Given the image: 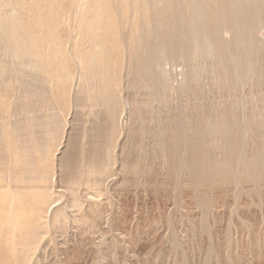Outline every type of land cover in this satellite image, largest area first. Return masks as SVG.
I'll return each instance as SVG.
<instances>
[{"label":"rangeland","instance_id":"obj_1","mask_svg":"<svg viewBox=\"0 0 264 264\" xmlns=\"http://www.w3.org/2000/svg\"><path fill=\"white\" fill-rule=\"evenodd\" d=\"M17 1L0 6V264H264V0Z\"/></svg>","mask_w":264,"mask_h":264},{"label":"bare ground","instance_id":"obj_2","mask_svg":"<svg viewBox=\"0 0 264 264\" xmlns=\"http://www.w3.org/2000/svg\"><path fill=\"white\" fill-rule=\"evenodd\" d=\"M7 1H8V0H7ZM12 1H13V0H12ZM15 1H17V0H15ZM20 1H22V0H19V2H20ZM33 1H34V0H33ZM40 1H41V0H40ZM85 1L88 2V0H85ZM85 1H84V2H85ZM91 1H92V2H95L94 5L92 4L93 7H94V8H95V7L98 8L99 5H98V6L96 5V2H97V1H95V0H94V1H93V0H90L89 3H91ZM100 1H101V0H100ZM100 1H99V2H100ZM102 1H103V0H102ZM123 1H124V0H123ZM126 1H128V3H129V0H125V2H126ZM131 1H132V0H131ZM134 1L137 2V0H134ZM134 1H133V2H134ZM157 1H158V0H157ZM163 1H164V0H163ZM163 1H162V4L167 3L166 1H165V2H163ZM169 1H170V0H169ZM193 1H194V0H193ZM240 1H241V0H240ZM17 2H18V1H17ZM22 2H24V1H22ZM22 2H21V3H22ZM25 2H26V1H25ZM25 2L22 3V4H26V3H27V2H26V3H25ZM37 2H38V1H37ZM82 2H83V1H82ZM99 2H97V4H98ZM106 2H108V0H106ZM110 2H111V1H110ZM110 2H108V3H110ZM140 2H141V1H140ZM144 2H146V5L149 6V4H147L148 1H145V0H144ZM159 2H161V1H159ZM182 2H183V1H182ZM182 2H181V3H182ZM203 2H204V1H203ZM15 3H16V2H15ZM28 3L30 4L31 2H29V0H28ZM28 3L26 4V7H28ZM39 3H40V2H39ZM89 3H88V4H89ZM117 3H118V1H117L116 3H114V4H117ZM122 3H124V2H122ZM122 3H121V5H122ZM142 3H143V2H142ZM152 3H153L152 5H154L156 2L154 3L153 0H152ZM169 3H170V2H169ZM169 3H167V4H169ZM175 3H176V2H175ZM17 4H18L17 6L20 5L19 3H17ZM22 4H21V5H22ZM33 4H35V3H33ZM51 4H52V3H51ZM82 4H84V3H82ZM82 4H81V5H82ZM88 4L86 3V9H87V7H90V6H91V4H89L90 6H87ZM105 4H107V3H105ZM110 4H111V3H110ZM119 4H120V2H119ZM136 4H137V3H136ZM136 4H133V5H136ZM139 4H140V3H139ZM150 4H151V3H150ZM157 4H158V2H157ZM222 4H223V3H222ZM4 5H5V4H4ZM81 5H80V6H81ZM84 5H85V4H84ZM95 5H96V6H95ZM103 5H104V4H103ZM130 5L132 6V2H131ZM143 5L145 6V4H143ZM159 5H161V4H159ZM165 5H166V4H165ZM170 5H172V3H171ZM0 6H1V0H0ZM123 6H124V5H123ZM131 6H130V7H131ZM140 6L142 7V4H141ZM148 6H147V7H148ZM189 6H190V5H189ZM2 7H3V6H2ZM5 7H6V6H5ZM22 7H23V5H22ZM26 7H25V8H26ZM51 7H52V6H51ZM93 7H92V8H93ZM108 7H109V6H108ZM108 7H107V8H108ZM125 7H126V6H125ZM127 7H128V5H127ZM133 7H134V6H133ZM141 7H140V9H141ZM151 7H152V6H151ZM151 7H149V9H150ZM162 7H164V6H162ZM166 7H167V6H166ZM239 7H240V6H239ZM7 8H8V7H7ZM7 8H5V9H7ZM15 8H17V7H15ZM18 8H19V7H18ZM83 8H84V7H83ZM97 8H95V11H96ZM138 8H139V6H138ZM138 8H137V11H138ZM160 8H161V6H160ZM164 8H165V7H164ZM164 8H163V10H164ZM211 8H212V7H211ZM1 9H2V8H1ZM8 9H9V8H8ZM23 9H24V8H23ZM23 9H22V10H23ZM51 9H52V8H51ZM88 9H89V8H88ZM99 9H100V8H99ZM111 9H112V8H111ZM127 9H128V8H127ZM127 9H126V10H127ZM134 9H135V8H134ZM134 9H132V10L130 9V10H131V13H126V14H133L132 11H133ZM167 9H168V7H167ZM170 9H171V8H170ZM11 10H13V9H11ZM27 10H28V9H27ZM83 10H84V9H83ZM83 10L81 9L80 11H82V13L84 14V12H85V13H86V12H90L89 10H91V8H90L89 10H87V11L84 10V12H83ZM93 10H94V9H93ZM130 10L128 9L129 12H130ZM151 10H152V9H151ZM160 10H162V9H160ZM168 10H169V9H168ZM13 11H14V10H13ZM35 11H36V10H35ZM56 11H57V10H56ZM97 11H99V10H97ZM110 11H111V10H110ZM128 11H127V12H128ZM137 11H136V12H137ZM149 11H150V10H149ZM155 11H156V10H155ZM174 11H176V9H175ZM185 11H186V10H185ZM1 12H2V11H1ZM3 12H4V10H3ZM3 12H2V13H3ZM25 12H26V9H25ZM53 12H55V11H53ZM92 12H94V11H92ZM136 12H135V10H134V13H136ZM143 12H144V8H143ZM232 12H233V11H232ZM6 13H7V12H6ZM8 13H9V11H8ZM55 13H57V12H55ZM55 13H53V15H54ZM80 13H81V12H80ZM104 13H105V12H104ZM137 13H138V12H137ZM139 13H140V12H139ZM141 13H142V11H141ZM156 13H157V12H156ZM177 13L179 14V12H177ZM9 14H10V13H9ZM18 14L20 15V9H19V13H18ZM83 14H82V15H83ZM89 14H90V13L86 14V16L84 15V18H86ZM93 14H94V13H92V15H93ZM97 14H98V12H97ZM97 14H96L95 16H93L94 18L96 17V19H97V17H98ZM99 14H103V13H99ZM142 14L144 15V13H142ZM151 14H152V12H151ZM151 14H148L149 18H151V17H150ZM262 14H263V13H262ZM0 15H1V14H0ZM11 15H12V12H11ZM22 15H24V14L22 13ZM90 15H91V14H90ZM92 15H91V16H92ZM137 15H139V14H137ZM143 15H142V16H143ZM223 15H224V14H223ZM29 16H30V15H29ZM134 16H135V15H134ZM161 16H162V14H161ZM163 16H164V15H163ZM177 16H178V15H177ZM11 17H12V16H11ZM55 17H56V15L53 16V18H55ZM80 17H81V16H80ZM82 17H83V16H82ZM152 17H153V16H152ZM178 17H179V16H178ZM20 18H22L21 15H20ZM23 18H24V17H23ZM53 18H52V19H53ZM84 18H83V19H84ZM91 18H92V17H91ZM91 18L88 17V18H87L88 21H86V19H85V21H86V22H90V21L93 19V18H92V19H91ZM143 18H144V20H146V19L148 20V19H149V18H146V14H145L144 17H142V19H143ZM145 18H146V19H145ZM11 19H12V18H11ZM44 19H45V18H44ZM83 19H82V20H83ZM89 19H90V20H89ZM151 19H152V18H151ZM161 19L163 20V18H161ZM192 19H193V18H192ZM257 19H258V18H257ZM12 20H14V18H13ZM21 20H22V19H21ZM21 20H19V21H21ZM82 20H81V21H82ZM138 20H139V17H138ZM144 20H143V21H144ZM152 20H153V19H152ZM152 20H151V21H152ZM154 20H156V19H154ZM167 20H168V19H167ZM175 20H176V19H175ZM194 20H195V19H194ZM236 20H237V19H236ZM260 20H261V19H260ZM0 21H1V19H0ZM10 21H11V20H10ZM10 21H9V22H10ZM22 21H23V20H22ZM52 21H53V20H52ZM81 21H79V22L81 23ZM85 21H84V22H85ZM93 21H94V20H93ZM93 21H92V22H93ZM95 21H96V20H95ZM139 21H140V20H139ZM149 21H150V20H149ZM157 21L159 22L158 19H157ZM243 21H244V20H243ZM251 21H252V20H251ZM23 22H24V21H23ZM84 22H83V23H84ZM97 22H98V21H97ZM97 22H96V23H97ZM134 22H135V21H134ZM136 22L138 23L137 20H136ZM144 22H145V21H144ZM214 22H215V21H214ZM223 22H224V21H223ZM259 22H260V21H259ZM261 22H262V21H261ZM53 23H57V22L54 21ZM137 23L135 24L136 26H137ZM145 23H146V22H145ZM145 23H144V24H145ZM152 23H153V22H152ZM155 23H157V22H155ZM159 23H160V22H159ZM9 24H11V22H10ZM84 24H85V23H84ZM97 24H98V23H97ZM140 24H141V23H140ZM140 24H139V25H140ZM150 24H151V23H150ZM175 24H176V22H175ZM219 24H220V23H219ZM263 24H264V23H263ZM135 25H134V26H135ZM142 25H143V22H142ZM151 25H152V24H151ZM151 25H150V27H152ZM258 25H259V24H258ZM2 26H3V25H2ZM13 26H14V24H13ZM23 26H24V24H23ZM25 26H26V25H25ZM25 26H24V27H25ZM53 26H54V25H53ZM82 26H83V25H82ZM100 26H101V25H100ZM164 26H165V25H164ZM193 26H194V25H193ZM24 27H22V29H23ZM47 27H48V26H47ZM54 27H55V26H54ZM84 27H85V26H84ZM87 27H88V26H87ZM87 27H86V28H87ZM93 27H94V26H93ZM150 27H149V29H150ZM155 27H160V26H155ZM213 27H214V26H213ZM219 27H220V26H219ZM260 27H261V26H260ZM263 27H264V26H263ZM30 28H31V27H30ZM96 28L98 29V27H94V29H96ZM134 28H135V27H134ZM134 28H133V30H134ZM136 28H137V27H136ZM191 28H193V27L191 26ZM22 29H20L21 32H22ZM24 29H25V28H24ZM46 29H47V28H46ZM46 29H44L43 31H45ZM87 29H88V28H87ZM137 29H140V28H137ZM158 29H159V28H158ZM202 29H203V27H202ZM221 29H222V28H221ZM235 29H236V28H235ZM237 29H238V28H237ZM253 29H255V28H253ZM256 29H258V28H256ZM261 29H262V28H261ZM14 30H15V28H14ZM57 30H58V29H57ZM195 30H196V29H195ZM0 31H1V30H0ZM10 31H11V30H10ZM15 31H16V30H15ZM15 31H14V32H15ZM27 31H28V30H27ZM27 31H26V32H27ZM94 31H95V30H94ZM142 31H143V30H142ZM146 31H148V30H146ZM146 31H145V32H146ZM152 31H153V29H152ZM175 31H176V30H175ZM183 31H184V30H183ZM191 31H192V30H191ZM202 31H204V30H202ZM217 31H218V30H217ZM222 31H223V30H222ZM249 31H250V29H249ZM255 31H256V30H255ZM16 32H18V30H17ZM24 32H25V31H24ZM24 32H22V33H24ZM52 32H53V31H52ZM56 32H57V31L55 30L54 33H56ZM86 32H87V30H86ZM96 32H97V30H96ZM134 32H135V30H134ZM192 32H193V31H192ZM224 32H225V31H224ZM241 32H242V31H241ZM252 32H253V30H252ZM4 33H5V32L3 31V34H4ZM8 33H10V32H8ZM11 33H12V31H11ZM137 33H138V31H137ZM146 33H147V32H146ZM155 33H156V32H155ZM174 33H175V32H174ZM190 33H191V32H190ZM238 33H239V32H238ZM256 33H257V32H256ZM12 34H13V33H12ZM43 34H44V33H43ZM86 34H87V33H86ZM93 34H94V33H93ZM135 34H136V33H135ZM135 34H134V35H135ZM144 34H145V33H144ZM151 34H152V33H151ZM224 34H225V33H223V35H224ZM250 34H251V32H250ZM5 35H6V34H5ZM9 35H10V34H9ZM25 35H26V34L24 33V36H25ZM55 35H56V34H55ZM87 35H88V34H87ZM149 35H150V34H149ZM206 35H207V34H206ZM240 35H242V33H241ZM255 35H257V34H255ZM2 36L4 37V35H2ZM16 36H17V35H16ZM24 36H23V37H24ZM56 36H57V35H56ZM92 36H93V35H92ZM94 36H95V35H94ZM96 36H97V34H96ZM147 36H148V35H146V38H147ZM150 36H151V35H150ZM155 36H156V35H155ZM176 36H177V35H176ZM181 36H182V34H181ZM224 36H225V35H224ZM238 36H239V35H238ZM238 36H237V38H238ZM5 37L7 38V36H5ZM5 37H4V38H5ZM18 37H19V35H18ZM53 37H54V36H53ZM162 37H163V36H162ZM184 37H185V36H184ZM203 37H204V36H203ZM241 37H242V36H241ZM241 37H240V38H241ZM250 37H251V35H250ZM256 37H258V39H257V38H256V39L259 40V36H256ZM263 37H264V36H263ZM263 37H262V38H263ZM4 38H3V39H4ZM12 38H13V37L11 36V39H12ZM14 38H15V36H14ZM54 38H56V37H54ZM134 38H135V36H134ZM138 38H139V37H138ZM153 38H154V37H153ZM182 38H183V37H182ZM207 38H208V37H207ZM207 38H206L205 40H207ZM224 38H225V37H224ZM240 38H239V39H240ZM262 38H261V39H262ZM25 39H26V41H27V36L25 37ZM89 39H90V38H89ZM179 39L181 40L180 37H179ZM203 39H204V38H203ZM203 39H202L201 41H203ZM221 39H222V38H221ZM261 39H260V41H259L260 44H261ZM23 40H24V38H23ZM94 40H95V39H94ZM135 40H136V39H135ZM143 40H144V39H143ZM146 40H148V39H146ZM151 40H152V38H151ZM171 40H172V39H171ZM176 40H177V39H176ZM192 40H193V43H194V39H192ZM208 40H210V39H208ZM240 40L242 41L243 39H240ZM250 40H251V39H250ZM262 40H263V39H262ZM13 41H14V40H13ZM13 41H12V42H13ZM26 41L24 40V42H26ZM28 41H29V40H28ZM28 41H27V42H28ZM154 41H156V39H154ZM185 41H186V40H185ZM241 41H239V42H241ZM7 42H8V41H7ZM12 42H10V43H12ZM19 42L22 43V41H19ZM58 42H59V41H58ZM90 42H91V39H90ZM93 42H94V41H93ZM109 42H110V41H109ZM136 42L138 43V41H136ZM152 42H153V41H152ZM171 42H172V41H171ZM186 42H187V41H186ZM191 42H192V41H191ZM195 42H196V41H195ZM203 42H204V41H203ZM208 42H209V41H208ZM208 42H207V43H208ZM257 42H258V41H257ZM15 43H16V42H15ZM95 43L97 44V42H95ZM180 43H181V41H180ZM180 43H179V44H180ZM209 43H210V42H209ZM225 43H226V42H225ZM27 44H28V46H29V43H27ZM59 44H60V42H59ZM145 44H146V43H145ZM154 44H155V43H154ZM171 44H172V43H171ZM176 44H177V43H176ZM176 44H175V45H176ZM191 44H192V43H191ZM194 44H196V43H194ZM198 44H199V43H198ZM263 44H264V43H263ZM15 45H17V44H15ZM25 45H26V43H25ZM97 45H98V44H97ZM152 45H153V44H152ZM164 45H165V44H164ZM164 45H162V46H164ZM167 45H168V44H167ZM185 45H186V43H185ZM204 45H205V43H203V46H204ZM226 45H227V44H226ZM238 45H239V44H238ZM240 45H241V44H240ZM242 45H243V44H242ZM28 46H24V47H28ZM89 46H90V45H89ZM93 46H94V45H93ZM103 46H104V44H103ZM110 46H111V44H110ZM158 46H159V45H158ZM243 46H244V45H243ZM258 46H259V45H258ZM7 47H8V46H7ZM13 47H14V44H13ZM19 47H20V46H15L14 48L18 49ZM24 47H23V50H22V51L25 52V51L27 50V48L24 49ZM30 47H31V46H30ZM34 47H35V46H34ZM96 47H97V46H96ZM96 47H95V48H96ZM98 47H99V46H98ZM98 47H97V48H98ZM165 47H167V46L165 45ZM179 47H180V45H179ZM183 47H184V46H183ZM190 47H192V46H190ZM190 47H189V48H190ZM196 47H197V45H196ZM210 47H212V46H210ZM210 47H209V48H210ZM260 47H261V45H260ZM0 48H1V45H0ZM14 48H13V49H14ZM50 48H51V47H50ZM111 48H112V47H111ZM176 48H178V47H176ZM185 48H186V47H185ZM197 48H198V47H197ZM202 48H203V47H202ZM205 48H206V47H205ZM223 48H224V47H223ZM226 48H228V46H227ZM249 48H251V46H250ZM261 48H263V47H261ZM1 49H2V48H1ZM28 49H29V50H28V52H29V51H30V48H28ZM105 49H106V48H105ZM160 49H161V47H160ZM165 49H166V48H165ZM179 49H180V48H179ZM179 49H178V50H179ZM183 49H184V48H183ZM183 49H182V50H183ZM198 49H200V48H198ZM203 49H204V48H203ZM257 49H258V48H257ZM10 50H11V49H10ZM14 50H15V49H14ZM18 50H20V49H18ZM31 50H32V49H31ZM102 50H103V49H102ZM157 50H158V49H157ZM169 50H170V49H169ZM169 50H168L167 52H169ZM172 50H173V49H172ZM178 50H177V51H178ZM180 50H181V49H180ZM200 50H201V52H202V49H200ZM211 50H212V49H211ZM222 50H223V49H222ZM227 50H228V49H227ZM243 50H244V49H243ZM243 50H242V51H243ZM3 51H5V50L3 49ZM125 51H126V50H125ZM145 51H146V50H145ZM196 51H197V50L193 51V52H194L193 54H195ZM198 51H199V50H198ZM203 51H204V50H203ZM236 51H238V50H236ZM242 51H241V52H242ZM263 51H264V50H263ZM9 52H10V51H9ZM14 52H16V51H14ZM26 52H27V51H26ZM32 52H33V51H32ZM164 52H165V51H164ZM179 52H180V51H179ZM199 52H200V51H199ZM199 52H198V54H201V53H199ZM206 52H207V51H206ZM209 52H211V51H209ZM222 52H223V51H222ZM227 52H228V51H227ZM248 52H249V51H248ZM261 52H262V51H261ZM4 53H5V52H4ZM4 53H3V55H4ZM20 53H21V52H20ZM20 53H19V54H20ZM144 53H145V52H144ZM150 53H151V52H150ZM160 53H161V54H160ZM170 53H171V51L169 52V54H170ZM173 53H174V52H173ZM173 53H171V54H173ZM175 53H176V52H175ZM175 53H174V55H176L178 52H177L176 54H175ZM181 53H182V55H183V52H181ZM181 53H180V55H181ZM188 53H189V50H188ZM243 53H244V52H243ZM243 53H242V54H243ZM250 53H251V51H250ZM263 53H264V52H263ZM7 54H8V53H7ZM11 54H12V52H11ZM17 54H18V53H17ZM17 54L15 53V54H13V56H15V58H16V55H17ZM27 54H28V53H27ZM29 54H30V52H29ZM89 54H90V53H89ZM207 54H208V53H207ZM240 54H241V53H240ZM251 54H252V53H251ZM258 54H259V53H258ZM258 54H257V55H258ZM261 54H262V53H261ZM3 55H2V56H3ZM5 55H6V54H5ZM5 55H4V56H5ZM31 55H32V54H31ZM31 55H30V57H28V55L26 56V54L24 53L22 56H26L27 58L30 59V58H33V57H31ZM144 55H145V54H144ZM158 55H161V57H163V56L166 57L165 54L163 55V51H162V49L160 50V52H159ZM162 55H163V56H162ZM178 55H179V54H178ZM182 55H181V56H182ZM191 55H192V51H191ZM229 55H230V54H229ZM235 55H237V53H236ZM257 55H256V56H257ZM259 55H260V54H259ZM7 56H8V55H7ZM7 56H6V57H7ZM18 56H19V58L21 57V55H18ZM34 56H35V55H34ZM58 56H59V55H58ZM58 56H57V57H58ZM91 56H92V55H91ZM93 56H95V55H93ZM93 56H92V57H93ZM152 56H153V54H152ZM152 56H151V64L154 62V61H152V59H153V58L155 59V57H152ZM198 56H199V55H198ZM198 56H197V57H198ZM200 56H201V55H200ZM200 56H199V57H200ZM207 56H208V55H207ZM237 56H238V55H237ZM237 56H235V57H237ZM242 56H244V55H242ZM245 56H246V55H245ZM249 56H250V55H249ZM251 56H255V54H252ZM251 56H250V57H251ZM8 57L10 58V56H8ZM55 57H56V56H55ZM126 57H127V56H126ZM129 57H130V56H129ZM146 57H147V56H146ZM164 57H163V58H164ZM183 57H184V56H183ZM190 57H191V56H190ZM199 57H198V58H199ZM204 57L206 58V53H205V56H204ZM215 57H216V56H215ZM230 57H231V56H230ZM233 57H234V56H233ZM238 57H240V56H238ZM250 57H248L249 59L247 58L248 61H249V62H247V63H249V65L251 64L250 61L252 60ZM259 57H263V56H259ZM17 58H18V57H17ZM21 58H22V57H21ZM23 58H25V57H23ZM58 58H59V57H58ZM89 58H90V56H89ZM123 58H124V57H123ZM163 58H160V59H163ZM193 58H195V56H193ZM201 58H202V56H201ZM201 58H199L200 61L203 60V59H201ZM208 58H210V57H207L206 59H208ZM213 58H214V56L212 55V59H213ZM254 58H256V57H254ZM257 58H258V57H257ZM7 59H8V58H7ZM13 59H14V57H13ZM44 59H45V58H44ZM59 59H60V58H59ZM94 59H95V58H94ZM129 59H130V58H129ZM210 59H211V58H210ZM212 59H211V60H212ZM218 59H219V58H218ZM222 59H224V58H222ZM245 59H246V58H245ZM250 59H251V60H250ZM258 59H261V58H258ZM258 59H257V60L255 59V61H258V63L260 64V62H259ZM0 60H1V59H0ZM15 60H18V59H15ZM19 60H20V59H19ZM19 60H18V61H19ZM22 60H23V59H22ZM22 60H21V62H22ZM30 60H31V59H30ZM32 60H34V58H33ZM32 60H31V61H32ZM39 60H40V59H39ZM145 60H146V58H145ZM145 60H144V62H147V61H145ZM189 60H190V59L188 58V62H190ZM193 60H194V59H193ZM195 60H196V59H195ZM225 60H226V59H225ZM232 60H234V59L232 58ZM232 60H231V61H232ZM235 60H237V58H236ZM235 60H234V61H235ZM12 61H13V60H12ZM40 61H42V60H40ZM61 61H62V60H61ZM92 61H93V60H92ZM92 61H90V62H92ZM94 61H95V60H94ZM94 61H93V62H94ZM128 61H129V60H128ZM186 61H187V60H186ZM191 61H192V60H191ZM200 61H199V63H200ZM205 61H206V60H205ZM205 61H204V62H205ZM213 61L215 62V59H213ZM213 61H212V62H213ZM217 61H218V60H217ZM217 61H216V62H217ZM231 61H229V62H231ZM240 61H241V58H240ZM246 61H247V60H246ZM253 61H254V60H253ZM33 62H34V61H33ZM33 62H32V63H33ZM35 62H36V61H35ZM155 62H156V61H155ZM197 62H198V61H197ZM202 62H203V61H202ZM212 62H211V63H212ZM237 62H239V61H237ZM262 62H263V61H262ZM15 63H16V61H15ZM38 63H40V62L38 61ZM44 63H45V62H44ZM126 63H127V62H126ZM149 63H150V62H149ZM191 63H192V62H191ZM195 63H196V62H195ZM220 63H221V61H220ZM222 63H224V61H223ZM226 63H227V62H226ZM232 63H233V61H232ZM234 63H236V61H235ZM239 63H240V62H239ZM255 63H256V62H255ZM41 64H43V63L41 62ZM92 64H93V63H91V65H92ZM127 64H128V63H127ZM132 64H133V63H132ZM151 64H150V65H151ZM189 64H190V63H189ZM204 64H205V63H204ZM215 64H216V63H215ZM230 64H231V63H230ZM263 64H264V63H263ZM2 65H4V64H2ZM2 65H1V66H2ZM22 65H23V64H22ZM35 65L38 66V64H35ZM140 65H142V64H140ZM190 65H191V64H190ZM194 65H195V64H194ZM201 65H202V64H201ZM212 65H214V64H212ZM216 65H217V64H216ZM216 65H214V67H216ZM218 65H220V64H218ZM226 65H227V64H226ZM240 65H241V63H240ZM247 65H248V64H247ZM247 65H246L245 68L248 69V66H249V65H248V66H247ZM251 65H252V64H251ZM251 65H250V66H251ZM1 66H0V67H1ZM37 66H36V67H37ZM93 66H94V65H93ZM195 66H197V65H195ZM221 66H222V65H221ZM236 66H237V65H236ZM236 66H235V67H236ZM238 66H239V65H238ZM238 66H237V67H238ZM261 66H263V65H261ZM261 66H260V67H261ZM2 67H3V66H2ZM31 67H32V66H31ZM41 67H42V66H41ZM84 67H85V66H84ZM133 67H134V66H133ZM148 67H149V66H148ZM204 67H205V66H204ZM211 67H213V66H211ZM214 67H213V68H214ZM235 67L233 66V67H231V69H232V68H235ZM239 67H240V66H239ZM239 67H238V68H239ZM7 68H8V67H7ZM14 68L16 69V67H14ZM104 68H105V67H104ZM128 68H130V67H128ZM131 68H132V67H131ZM189 68H192V66H191V67L189 66ZM209 68H210V67H209ZM213 68H211V69L213 70ZM218 68H219V66H218L216 69H218ZM250 68H251V67H250ZM253 68H254V67H253ZM255 68H256V65H255ZM258 68H259V66H258ZM262 68H263V67H262ZM9 69L12 71L11 67H10ZM25 69H26V68H25ZM32 69H34V68H32ZM89 69H90V67H89ZM89 69H88V71H89ZM91 69H92V68H91ZM94 69H95V68H93V71H94ZM100 69H101V68H100ZM146 69H147V68H146ZM192 69H193V68H192ZM229 69H230V68H229ZM263 69H264V68H263ZM17 70H18V69H17ZM46 70H47V69H46ZM49 70H50V69H49ZM52 70H53V69H52ZM85 70H86V69H85ZM102 70H103V68H102ZM107 70H108V69H107ZM131 70H132V69H131ZM137 70H138V69H137ZM149 70H150V69H149ZM149 70H148V71H149ZM189 70H190V69H189ZM201 70H202V69H201ZM208 70H209V69H208ZM218 70H219V69H218ZM221 70H222V69H220V71H221ZM239 70H240V68H239ZM241 70H242V68H241ZM241 70H240V71H241ZM251 70H254V69H251ZM260 70H261V69L259 68V71H260ZM37 71H39V69H37ZM40 71H41V70H40ZM88 71H87V72H88ZM90 71H91V73L93 72L92 70H90ZM95 71H97V70H95ZM140 71H142V70L140 69ZM146 71H147V70H146ZM146 71H145V72H146ZM194 71H195V70H194ZM196 71H197V70H196ZM220 71H218V72H220ZM230 71H231V70H230ZM237 71H238V70H237ZM240 71H238V72H240ZM257 71H258V69H257ZM257 71H256V72H257ZM259 71H258V72H259ZM261 71H262V70H261ZM261 71L259 72V74H260V73H261V74H262V73L264 74V72H261ZM35 72H36V70H35ZM47 72H48V71H47ZM87 72H86V73H87ZM104 72H105V69H104ZM145 72H144V73H145ZM188 72H190V71H188ZM188 72H187V75L189 74V76H190V73H191V72L193 73L192 70H191L190 73H188ZM204 72H206V71H205V68H204ZM213 72H214V70H213ZM222 72H223V71H222ZM222 72H221V73H222ZM244 72H245V71H244ZM249 72H251V71H249ZM256 72H255V74H256ZM93 73H94V74H93L92 76L95 75V72H93ZM108 73H109V72L107 71V74H108ZM129 73H130V72H129ZM131 73H133V70L131 71ZM134 73H135V72H134ZM144 73H142V74H144ZM146 73H148V72H146ZM201 73H202V72H201ZM201 73H200V74H201ZM214 73H215V72H214ZM236 73H237V72H236ZM236 73H235V74H236ZM241 73L243 74V72H241ZM241 73H240V74H241ZM245 73H246V72H245ZM5 74H6V73H5ZM104 74H105V73H104ZM135 74H136V73H135ZM142 74H141V75H142ZM149 74H150V72H149ZM215 74H217V73H215ZM231 74H233V72H231ZM240 74L238 73V74L236 75V77H238ZM255 74L251 75V73H250L251 76H253V77L256 78V76H254ZM257 74H258V73H257ZM261 74H260V75H261ZM86 75H87V74H86ZM86 75H85V76H86ZM109 75H110V74H108V76H109ZM147 75H148V74H147ZM151 75H152V74H151ZM151 75H150V76H151ZM192 75H194V74H192ZM195 75H196V74H195ZM198 75H199V74H198ZM217 75H219V74H217ZM250 75H249V77H251ZM4 76H5V75H4ZM89 76H91V75H89ZM96 76H97V75H96ZM142 76H144V75H142ZM153 76L156 77V75H152V78H153ZM159 76L161 77V75H159ZM159 76H157V77L159 78ZM214 76H215V75H214ZM220 76H221V75H220ZM222 76H224V75H222ZM232 76H233V75H232ZM232 76H231V77H232ZM245 76H247V75H244V74H243V77H245ZM262 76H263V75H262ZM1 77H3V76H1ZM134 77H135V76H134ZM139 77H140V76H139ZM147 77H149V76H147ZM147 77L145 76L143 79L146 80ZM155 77H154V78H155ZM194 77H195V76H193V78H194ZM234 77H235V75H234ZM249 77H248V78L246 77V79H249ZM257 77H258V76H257ZM259 77H260V76H259ZM88 78H89V80H90V77H88ZM94 78H96V77H94ZM145 78H146V79H145ZM152 78H151V80L154 79V78H153V79H152ZM196 78H197V76H196ZM223 78L226 79V75H225V77H223ZM223 78H222V79H223ZM227 78H228V77H227ZM96 79H97V78H96ZM96 79H94V80H96ZM140 79H141V78H140ZM165 79H166V78L164 77V80H165ZM190 79H191V78H190ZM214 79H215V78H214ZM222 79H221V81H222ZM233 79H235V78H233ZM237 79H238V78H236V80H237ZM244 79H245V78H244ZM246 79H245V80H246ZM250 79H251V78H250ZM257 79H258V78H257ZM262 79H264V78L262 77L261 80H262ZM86 80H88L87 77H86ZM92 80H93V79H92ZM94 80H93V82H94ZM149 80H150V79H149ZM149 80H148V81H149ZM159 80H160V78H159ZM186 80H187V79H186ZM194 80H195V79H194ZM219 80H220V77H219ZM239 80H241V79H239ZM84 81H85V80H84ZM104 81H105V80H104ZM148 81H147V82H148ZM160 81L162 82V78H161ZM160 81H158V82H160ZM166 81H167V80H166ZM168 81H170V80H168ZM168 81H167V82H168ZM184 81H185V80H184ZM192 81H193V80H191V82H192ZM196 81H198V80H196ZM196 81H195V82H196ZM216 81H217V80H216ZM233 81H235V80H233ZM250 81L252 82V80H250ZM253 81H254V80H253ZM257 81H259V80H257ZM262 81H263V80H262ZM89 82H91V81H89ZM96 82H97V81H96ZM161 82H160V83H161ZM187 82H188V81H187ZM191 82H190L189 85H192V84H193V83H191ZM195 82H194V83H195ZM217 82L220 83V81H217ZM217 82H216V83H217ZM222 82H224V80H223ZM247 82H248V81H246V84H247ZM255 82H256V81H255ZM87 83H88V82H87ZM103 83H104V82H103ZM132 83H133V82H132ZM143 83H144V85H145L146 82L143 81V82L140 83V84L143 85ZM152 83H153V81H152ZM152 83H150V84L153 85L154 83H153V84H152ZM155 83H157V82H155ZM160 83H159V85H158V86H159V94L162 95V94L160 93V89H161V87H162V85H163V84H162L163 82L161 83V84H162L161 87H160ZM165 83H166V82H164V84H165ZM188 83H189V82H188ZM235 83H237V82H235ZM249 83H250V82H249ZM257 83H258V82H257ZM260 83H261V81H260ZM88 84H89V83H88ZM92 84H93V83H92ZM147 84L149 85V83H147ZM166 84H167V83H166ZM220 84H221V83H220ZM228 84H229V83H228ZM239 84H240V83H239ZM241 84H242V82H241ZM86 85H87V84H86ZM89 85H90V84H89ZM132 85H133V84H132ZM167 85H169V84H167ZM185 85L187 86L188 84H186V82H185ZM185 85L182 86L183 89H184V87H186ZM189 85H188V86H189ZM92 86H93V85H92ZM153 86H154V85H153ZM153 86H151V89L153 88ZM158 86H157V87H158ZM188 86L186 87V89L188 88ZM192 86H193V85H192ZM219 86H220V85H219ZM231 86H232V85H231ZM241 86H242V85H241ZM101 87H102V86H101ZM101 87H100V88H101ZM113 87H114V86H112L111 89H113ZM143 87H144V86H142V88H143ZM145 87H146V86H145ZM145 87H144V88H145ZM147 87H148V86H147ZM154 87H155V93L158 92V90H156V85H155ZM167 87H168V86H167ZM170 87H172L171 84H170ZM189 87H190V86H189ZM228 87H229V85H228ZM94 88H96V87H94ZM102 88H104V87H102ZM164 88H165V90H163V88H162V89H161V92H162V91H166V86H165ZM111 89H110V92H109V93H112V90H111ZM151 89H150V90H151ZM169 89H170V88H169ZM146 90H147V89H146ZM148 90H149V88H148ZM100 91H101V89H100ZM151 91H152V90H151ZM151 91H150V92H151ZM169 91H170V90H169ZM104 92H105V91H104ZM106 93H107V92H106ZM164 93H165V92H164ZM107 94H108V93H107ZM155 95H157V94H155ZM100 96H101V95H100ZM108 96H109V95H108ZM111 96H112V94H111ZM111 96H110V97H111ZM162 96L165 97V95H162ZM261 96H262V95H261ZM110 97H109V98H110ZM149 97L151 98V97H154V96H151V95H150ZM156 97H157V96H156ZM262 97H263V96H262ZM104 98L109 99L108 97H104ZM100 99H101V97H100ZM106 99H105V100H106ZM112 99H113V96H112ZM261 99L264 100V98H261ZM103 100H104V99H103ZM105 100H104V103L106 102ZM110 100H111V99H110ZM113 101H114V99H113ZM113 101H112V102H113ZM261 101H262V100H261ZM102 102H103V101H102ZM263 102H264V101H263ZM107 103H110V102H106V104H107ZM261 104H262V102H261ZM263 104H264V103H263ZM263 106H264V105H263ZM111 107H112V106H111ZM219 107H220V105H219ZM108 108H109V109H108V110H109L108 113H110V112H114L113 110L110 111V107H108ZM114 108H115V107H114ZM114 108H111V109H114ZM115 110H116V112L118 111L116 108H115ZM217 110H218V109H217ZM263 110H264V107H263ZM217 113H218V111H217ZM220 113H221V112H220ZM220 113H219V114H220ZM254 113H255V112H254ZM254 113L252 112L253 115H255ZM263 113H264V111H263ZM263 113H262V114H263ZM111 114H112V113H111ZM111 114H110V115L108 114V115L110 116V118H111V117H114L113 119H115L116 117L113 116V114H112V115H111ZM114 114H115V112H114ZM182 114H183V113H182ZM222 114H223V113H222ZM115 115H116V114H115ZM184 115H185V114H184ZM184 115L182 116V118L185 117ZM217 115H218V114H217ZM223 115H224V114H223ZM215 116H216V115H215ZM219 116L221 117V120H223V119L225 118V117H224V118L222 119L221 114L218 115L217 117L219 118ZM263 116H264V115H263ZM247 117H248V116H247ZM247 117H246V118H247ZM255 117H256V116H254V118H255ZM261 117H262V116H261ZM218 118H216V120H217ZM229 118H230V117H229ZM186 119H187V118H186ZM186 119L184 120V122L187 121ZM226 119H228V118H225V120H226ZM256 119H258V118H256ZM261 119H262V118H261ZM261 119H260V120H261ZM209 120H210V119H209ZM219 120H220V119H219ZM228 120H229V119H228ZM246 120H247V121H245V122L248 123L249 120H248V119H246ZM253 120H254V119H253ZM253 120H252V122H253ZM197 121L202 123L204 120H203V121H199V120H197ZM212 121H213V120H212ZM261 121H263V120H261ZM113 122L115 123L116 121L113 120ZM180 122H181V121H180ZM204 122H205V121H204ZM222 122H223V121H222ZM254 122H255V120H254ZM254 122H253V123H254ZM193 123H194V122H193ZM201 123H200V124H201ZM219 123H220V122H219ZM223 123H226V124L229 123V126H230V120H229V122H225V121H224ZM249 123H250V122H249ZM255 123H256V122H255ZM262 123H263V126H264V122H261V124H262ZM184 124L186 125L187 122L184 123ZM220 124H222V123H220ZM220 124H217V127H215V128H216V133H218V132H217V128H218V125L220 126ZM259 124H260V123H258V121H257L256 126H258ZM197 125H198V127H199V124H198V123H197ZM224 125H225V124H224ZM250 125H251V123H250ZM181 126H182V124H181ZM190 126H191V125H190ZM195 126H196V124L194 125V127H195ZM201 126H202V125H200V127H201ZM203 126H204V125H203ZM203 126H202V127H203ZM208 126H209V125H208ZM221 126H223V125H221ZM221 126H220V127H221ZM251 126H253V124H252ZM256 126H255V127H256ZM261 126H262V125H261ZM261 126H260V127H261ZM263 126H262V127H263ZM182 127H183V126H182ZM202 127H201V128H202ZM205 127H206V126H205ZM248 127H249V125H248ZM255 127H253V128H255ZM258 127H259V126H258ZM187 128H188V125H187ZM191 128L193 129V131H194V129H195V130L197 129L196 127L193 128L192 126H191ZM212 128H213V126H212ZM228 128H230V127H228ZM243 128H246V127H244V124H243ZM182 129H183V128H182ZM185 129H186V127H185ZM199 129H200V128H198L197 130H199ZM213 129H214V128H213ZM220 129H221V128H220ZM222 129H223V127H222ZM222 129H221V132H224V131H222ZM225 129H226V127H225L223 130H225ZM248 129L251 130V127H249ZM256 129H257V128H256ZM203 130H204V128H203ZM209 130H210V128H209ZM214 130H215V129H214ZM218 130H219V128H218ZM243 130H244V129H243ZM246 130H247V129H246ZM246 130H245V131H246ZM259 130H260V129H259ZM262 130L264 131V129H262ZM181 131H182V130H181ZM186 131H188V130L186 129L185 132H186ZM193 131H192V132H193ZM201 131H202V130H201ZM219 131H220V130H219ZM225 131H226V130H225ZM230 131H232V134H233L234 131L232 130V128L230 129ZM230 131H229V132H230ZM256 131H257V130H256ZM260 131H261V130H260ZM263 131H262V132H263ZM198 132H200V130L197 131V133H198ZM207 132H208V131H206V133H205V132L203 133V131H202V133H203L204 135H207V136H208V134H209V136H210V135H213V133L215 134V132H213V131H212V132L209 131V132H211L212 134L207 133ZM221 132H220V133H221ZM229 132H228V133H229ZM247 132H248V131H247ZM247 132H244V133H247ZM251 132H252V130H251ZM254 132H255V131H254ZM257 132H259V131H257ZM182 133H183V132H182ZM182 133H181V134H182ZM187 133H188V132H187ZM230 133H231V132H230ZM248 133H249V132H248ZM183 134H184V133H183ZM183 134H182V135H183ZM195 134H196V133H195ZM221 134H222V133H221ZM232 134H231V135H232ZM260 134H261V133H260ZM196 135H197V134H196ZM196 135H194L193 137H196ZM198 135H199V133H198ZM218 135H219V134H218ZM225 135H226V134H225ZM229 135H230V134H229ZM261 135H263V134H261ZM261 135H260V137H261ZM200 136H202V134H201ZM200 136H199V137H200ZM215 136H216V135H214V137H215ZM221 136H222V135H219V136H216V137H218V139H219V137H221ZM223 136H224V134H223ZM257 136H259V133H258ZM212 137H213V136H212ZM214 137H213V138H214ZM231 137H232V136H231ZM202 138H203V136L201 137V139H202ZM206 138H208V137H206ZM206 138H205V140H206ZM221 138H222V137H221ZM224 138H225V140H226V136H224ZM193 139H194V138H193ZM195 139H198V137H196ZM199 139H200V138H199ZM199 139H198V141H199ZM210 139H211V138H210ZM216 139H217V138H216ZM216 139H215L214 141H216ZM260 139H262V137H261ZM183 140H184V139H183ZM225 140H223L224 143H227L228 141L225 142ZM229 140H230V139H229ZM206 141H207V143H205V144H208V143L210 142V140H209V142H208V139H207ZM206 141H205V142H206ZM211 141H212V139H211ZM221 141H222V140H221ZM221 141H220V143L217 142V143H218L217 145H219V144L221 145ZM194 142H195V141H194ZM181 143H183V142H181ZM185 143H186V142H185ZM192 143H193V142H191V145H192ZM196 143H197V142H196ZM196 143H195V144H196ZM198 143H200V142H198ZM203 143H204V142L202 141L201 144L203 145ZM213 143H214V142H211L212 147H213ZM244 143H245V142H244ZM195 144L193 143L194 146H195ZM215 144H216V143H215ZM181 145H182V144H181ZM197 145H199V144H197ZM197 145H196V147H198ZM211 145L209 144V146H211ZM224 145H227V144H224ZM263 145H264V143H263ZM194 146H193V148H194ZM204 146H205V145H204ZM204 146H203V147H204ZM214 146H215V145H214ZM227 146H228V145H227ZM227 146L224 147V152H225V148H226ZM229 146H230V145H229ZM229 146H228V149H229ZM237 146H238V145H237ZM261 146H262V145H261ZM181 147H182V146H181ZM190 147L192 148V146H190ZM190 147H189V148H190ZM206 147H208V145L205 146V148H203L202 150L206 149ZM217 147H218V146H217ZM241 147H242V146H241ZM241 147H240V148H241ZM189 148H188V150H190ZM209 148H210V147H209ZM209 148H208V150H209ZM213 148H214V147H213ZM219 148H220V146H219ZM221 148H223V146H222ZM232 148H233V147H232ZM235 148H237V147L235 146ZM216 149H217V148H216ZM247 149H248V148H246V151H247ZM192 150H193V149H192ZM206 150H207V149H206ZM208 150H207V151H208ZM221 150H223V149H221ZM234 150H235V149H234ZM190 151H191V150H190ZM190 151H188V152L190 153ZM199 151H200V150H199ZM209 151H210V150H209ZM219 151H220V149H219ZM226 151H227V150H226ZM229 151H231V150H229ZM246 151H244V152H246ZM184 152H185V151H184ZM186 152H187V151H186ZM192 152H193V151H192ZM192 152H191V153H192ZM194 152H195V151H194ZM194 152H193V153H194ZM240 152H241V149H240ZM240 152H239V153H240ZM233 153H234V152H233ZM242 153H243V152H242ZM254 153H255V152H254ZM185 154H186V153H185ZM205 154H206V153H205ZM221 154H223V152H222ZM225 154H226V153H224L223 156L226 157ZM186 155H188V153H187ZM189 155H190V154H189ZM202 155H204V154L202 153ZM206 155H207V154H206ZM206 155H205V156H206ZM245 155H246V154H245ZM257 155H258V154H257ZM181 156H182V157H181V160H182V159H183V155H181ZM195 156H197V155H195ZM220 156H221V155H220ZM227 156H228V155H227ZM233 156H234V155H233ZM238 156H239V155H238ZM253 156H254V155H253ZM260 156H261V155H260ZM184 157H185V156H184ZM188 157H189V156H188ZM190 157L193 158V154L190 155ZM206 157H207V156H206ZM225 157H224V158H225ZM242 157H243V154H242ZM250 157H251V156H250ZM186 158H187V157H186ZM198 158H199V157H198ZM203 158H205V157H203ZM209 158H210V157H209ZM220 158H221V157H220ZM222 158H223V157H222ZM243 158H245V157H243ZM260 158H261V157H260ZM211 159H212V158H211ZM217 159H218V157H217ZM225 159H226V158H225ZM249 159H251V158H249ZM186 160H187V159H186ZM186 160H183V161H186ZM192 160H193V159H192ZM202 160H203V159H202ZM206 160H207V159H206ZM214 160H215V158H214ZM214 160H213V161H214ZM219 160H220V159H219ZM219 160H218V161H219ZM234 160H235V159H234ZM234 160H233V161H234ZM238 160H239V157H238ZM238 160H236V161H238ZM246 160H247V159H246ZM188 161H189V159H188ZM208 161H209V160H208ZM223 161L225 162L226 160H223ZM229 161H230V160H229ZM200 162H201V161H200ZM219 162H220V161H219ZM245 162H246V161H245ZM250 162H251V161H250ZM186 163H188V162L186 161ZM221 163L223 164V162H220V164H221ZM238 163H239V162H238ZM183 164H184V163H183ZM183 164L181 163L180 165H183ZM213 164H214V163H213ZM216 164H217V162H216ZM220 164H218V165L220 166ZM232 164H233V163H232ZM188 165H190V163H189ZM198 165H200V164L198 163ZM226 165H227V164H226ZM226 165H225V166H226ZM234 165H235V163H234ZM242 165H244L243 162H242ZM191 166H192V165H191ZM202 166H203V165H202ZM216 166H217V165H215V168L217 169L218 166H217V167H216ZM262 166H263V164H262ZM200 167H201V166H200ZM221 167H222V166H221ZM223 167H224V166H223ZM223 167H222V168H223ZM226 167H228V166H226ZM237 167H238V165H237ZM188 168H189V167H188ZM198 168H199V167H198ZM224 168H225V167H224ZM232 168H233V167H232ZM235 168H236V166H235ZM248 168H250V167H248ZM261 168H263V167H261ZM191 169H192V168H191ZM193 169H194V167H193ZM193 169H192V170H193ZM209 169H210V167H209ZM213 169H214V168H213ZM216 169H215V170H216ZM228 169H229V168H228ZM244 169H245V168H244ZM198 170H199V169H198ZM215 170H214V171H215ZM220 170H221V169H220ZM223 170H224V169H223ZM229 170H230V169H229ZM200 171H201V170H200ZM200 171H199V173H201ZM206 171H207V170H205V172H206ZM203 172H204V171H203ZM216 172H221V171H216ZM223 172H224V171H223ZM226 172H227V171H225L223 174H226ZM237 172H238V171H237ZM194 173H196V172H194ZM213 173H214V172H213ZM229 173H230V172H229ZM229 173L227 172V175H228ZM251 173H252V172H251ZM251 173H250V174H251ZM203 174H204V173H201V175H203ZM208 174H209V171H208ZM208 174L205 173L204 175L206 176V175H208ZM216 174H217V173H216ZM218 174H220V173H218ZM218 174L216 175V177H218V176L220 177V175H221L222 173H221L220 175H218ZM223 174H222V175H223ZM244 174H245V173H244ZM198 175H199V174H198ZM212 175H213V174H212ZM214 175H215V174H214ZM234 175H235V173H234ZM238 175H239V173H238ZM240 175H242V174H240ZM243 176H244V175H243ZM245 176H246V174H245ZM247 176H249V173H248ZM219 177H218V178H219ZM225 177L227 178L226 175H225ZM225 177L223 178V176H222L223 179H225ZM253 177H254V176H253ZM263 177H264V176H263ZM263 177L261 176V178H263ZM228 178H229V176H228ZM232 178H233V176H232ZM235 178H236V177H235ZM220 179H221V177H220ZM241 179H242V178H241ZM225 180H226V179H225ZM228 180H230V178H229ZM38 215H39V214H38ZM40 216H41V215H40Z\"/></svg>","mask_w":264,"mask_h":264}]
</instances>
